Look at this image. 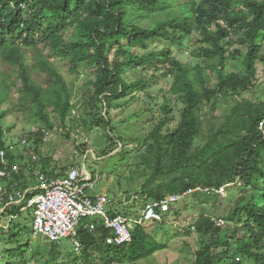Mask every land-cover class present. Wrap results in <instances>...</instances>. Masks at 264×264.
<instances>
[{"label": "trees", "instance_id": "trees-1", "mask_svg": "<svg viewBox=\"0 0 264 264\" xmlns=\"http://www.w3.org/2000/svg\"><path fill=\"white\" fill-rule=\"evenodd\" d=\"M262 34L264 0H0V151L5 150L7 164L22 163L5 141V120L12 114L37 127L25 136L34 134L38 143L43 130L52 133L55 119L62 126L77 122L71 117L76 109L85 127L104 129L109 145L103 156L114 152L125 139L114 138L113 102L138 91L151 97L147 90L159 72L172 81L161 91L162 115L139 139L135 152L144 167L139 174L145 176L137 196L144 207L183 195L161 221L133 225L131 241L122 245L106 242L111 231L101 219L84 218L77 232L81 251L61 260L60 243L49 241L40 253L30 239L17 237L26 224L11 221L7 233L13 245L0 264H31L34 258L43 264H138L168 248L151 225L180 217L176 204L189 197L211 206L209 214L201 213L178 231L196 233L193 264H264V100L242 96L259 83ZM190 36L197 48L189 52L191 62H184L171 45ZM55 57L76 74L75 80L83 69L91 70L81 85L83 97L75 103V80L66 81L51 61ZM230 60H239L243 70H229ZM131 69H140L134 79L128 76ZM149 70V77H143L141 71ZM173 100L179 120L171 126ZM222 103L231 107L215 115ZM88 146L82 142L78 148ZM28 163L38 167L35 161ZM67 168H56V174L40 169L54 178ZM12 178V187H28L16 174ZM222 186L226 197L205 191ZM196 187L201 190L186 194ZM120 204L110 202L111 217L141 215L143 207ZM22 212L10 207L0 218ZM27 212L33 236V215L30 208Z\"/></svg>", "mask_w": 264, "mask_h": 264}, {"label": "rangeland", "instance_id": "rangeland-1", "mask_svg": "<svg viewBox=\"0 0 264 264\" xmlns=\"http://www.w3.org/2000/svg\"><path fill=\"white\" fill-rule=\"evenodd\" d=\"M195 42V37L190 36L182 41L180 45H171L172 52L177 59L184 62L190 61L189 52L197 48L194 45ZM259 42L263 59L262 62L257 64L259 83L256 88L242 92L243 97L255 102L264 100V34L260 36ZM51 61L60 70L68 83L76 79V74L68 70L61 58L55 57ZM227 67L233 71L243 70L239 60H230ZM90 71L89 69H83L80 72V79L75 80V88L78 94L71 102L75 103L83 97L84 90L81 89V85L89 74L91 76L92 73ZM139 73L140 69H131L128 71V76L134 79ZM141 73H143V77L148 78L151 71H141ZM155 73L156 78L150 83L147 90L151 97H148L144 91H138L124 99H118L113 102L114 109L111 110V113L113 116L114 138L117 140L119 136H123L125 140L122 144H118L114 152L106 156H103L102 152L107 149L109 142L104 135V129L85 127L80 122L81 118L78 116L76 109H73L71 117L75 118L77 122L69 120L66 125L62 126L58 119H55L56 126L52 130L51 138L48 141H39L38 143L34 142L36 140L34 134L25 136L26 133L35 132L37 127L25 123L19 116L9 115L5 120L6 145H12L13 154L21 159L20 162H24L25 165H31L28 162L31 161L30 158L35 154L34 157L37 159L36 165L38 166L36 167L48 169V171L55 174L59 167L85 165L90 171H95L102 177L92 191L93 195L105 194L113 204L121 203L120 207L132 205L140 210L143 207V203L140 201L141 197L137 195L140 193L145 176L139 174L144 167L137 162L135 152H138L140 148L139 139L150 131L153 124L162 115L159 106L164 101L163 92L161 91L172 81L170 76L162 75L159 72ZM133 95H135L134 99L132 98ZM176 105L173 100L174 118L170 124L171 126H174L179 120V108ZM230 107V105L222 103L215 115H221L224 110ZM203 127L205 133H207V124H204ZM23 138H26L28 143L22 145L21 139ZM82 142L88 143L89 148L87 150H79L78 147ZM24 176L31 184L33 179L31 173L26 172ZM221 195L223 197L227 196L225 187L224 193H221ZM225 203L227 202L224 201ZM176 207L181 209L180 217L171 215L172 217H168L165 224L153 223L151 225V229L156 232L158 240L166 242L168 248L150 258L139 261L138 264H193L197 241L196 233L193 229L189 235H186L185 232L180 234L178 231L179 229H185V226L191 224L201 213L209 214L211 206L210 204L200 205L189 197L182 204L177 203ZM16 217V215L11 217L8 214V216L5 215V217L0 218V257H3L2 255H4L6 248L10 249L13 245L12 242L11 244L9 243L12 240H10V235L7 233L11 221L14 224L19 222L26 224L25 227L27 229L17 236L18 239L21 241L30 239L29 243L33 249L39 248L40 253H45V246L49 240L41 236H30V222L27 210L22 212L19 217ZM219 224L223 225L222 221ZM164 229H166L165 232L163 231ZM59 243L57 254L60 260L74 257V244L70 238H62ZM32 261L31 264H43L40 259L34 258Z\"/></svg>", "mask_w": 264, "mask_h": 264}, {"label": "built area", "instance_id": "built-area-1", "mask_svg": "<svg viewBox=\"0 0 264 264\" xmlns=\"http://www.w3.org/2000/svg\"><path fill=\"white\" fill-rule=\"evenodd\" d=\"M43 132V141H48L52 133L48 130ZM26 143H28L26 138L21 139L22 145ZM7 147L10 150L13 148L12 145ZM31 160L37 161L34 155ZM0 163V212L10 207H19L20 211L30 208L33 215V236H41L55 243H59L62 238H70L77 253L82 249L77 232L84 218L101 219L103 225L111 231L106 242L110 245H122L131 241L133 225H142L152 220L161 221L162 214L169 211L170 204L183 196L171 195L165 199L147 202L138 218H128L122 214L111 217L109 215L111 200L105 194H92L102 177L99 173L90 171L85 165L69 166L63 175L51 178L40 168L25 165L24 162L9 166L5 150L0 151ZM26 172L31 173L35 183L26 189L12 187L10 182L12 176L16 174L22 180ZM7 185L11 188L7 189ZM228 185L231 184L225 186ZM225 186L218 189L206 188L205 191L221 194L224 193ZM198 190H201V187L189 190L186 194ZM10 216L14 217L13 214ZM90 228L93 229V226Z\"/></svg>", "mask_w": 264, "mask_h": 264}, {"label": "crops", "instance_id": "crops-1", "mask_svg": "<svg viewBox=\"0 0 264 264\" xmlns=\"http://www.w3.org/2000/svg\"><path fill=\"white\" fill-rule=\"evenodd\" d=\"M20 164H21V163H20ZM20 182L27 183L28 186H32V185L35 183L34 179H32V183L30 184L29 181H27L26 178L22 179Z\"/></svg>", "mask_w": 264, "mask_h": 264}]
</instances>
